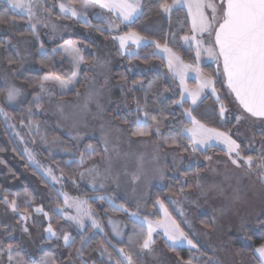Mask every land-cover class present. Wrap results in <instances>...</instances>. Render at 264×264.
<instances>
[{
    "label": "rangeland",
    "instance_id": "1",
    "mask_svg": "<svg viewBox=\"0 0 264 264\" xmlns=\"http://www.w3.org/2000/svg\"><path fill=\"white\" fill-rule=\"evenodd\" d=\"M2 1L8 4L7 0ZM62 2L71 3L77 9H80L83 0H30L32 12L36 20L39 21L37 33H32V37H23L15 42L13 49L19 61L17 70L5 69L4 63L0 58V86L4 88L5 105L14 109L26 100V89L17 80V75L25 70L33 71L39 69L36 62L37 52L43 54L46 52L47 47L50 46L67 59L63 53L62 46L79 49L80 54L87 61L80 65L77 74L78 87L83 82V87L79 89V95L71 98L65 97V95L61 99L59 95L61 90L58 87H51L50 91L42 93L45 105L41 110V114L45 118H51L55 121L57 127L70 139L73 145L79 146L84 141L92 139L97 140L102 149H104V138L105 134H107L108 153L105 154L103 159L89 164L82 171L85 172L87 168L96 167L102 173V176L93 180L85 172L83 178L80 175L79 182L93 191H109L125 199L135 207L134 211L127 210L125 212L132 219L137 220L148 228L147 221L155 222L162 219L164 215L158 204H156L155 208L149 207L151 189L154 186L164 187L170 174L181 177L182 171L187 167L206 164V172L199 174V182L203 186V191L196 188L193 192H183L178 198L170 199L179 221L166 204L165 207L172 218L188 233L189 237L194 242H198L201 250L207 252L213 260L218 261L219 264H238L231 247V238L236 236L248 242V238H246L247 230H258L257 217L264 216V186L259 183L254 174L251 179L243 178L241 183L237 185V179L243 174L242 170L236 169L231 165L227 156L211 153L209 156L212 159L208 161L203 159L198 152L189 159V154L182 155L176 149L162 150L151 138H134L130 136L125 127L120 125L114 116L110 114V110H113L114 115L124 116L130 114L134 108L131 100V91H129L130 86L125 80H115V70L124 68L125 73L130 75L159 73L165 79L176 80L181 93L179 77L173 78V74L168 70V62L165 58L167 54L159 49L155 48L153 52L158 53V59L153 58L149 61L130 60L128 53L135 52L138 56H142L141 49L144 46L137 48L135 44L129 41L126 49H120L119 42L113 40L112 36L123 35L125 33L123 26L127 24L120 23L118 28L109 30L108 19L109 17L115 19V17L111 16L106 10L100 8L90 10L94 13H99L101 18L97 19L95 15H90L88 19L91 24L85 26L82 21H78L75 18H64V14L59 9V4ZM140 4L142 11V0H140ZM9 6L11 7V5ZM13 10L27 18L20 10ZM185 10L187 11L186 8ZM44 25H47V27ZM53 25H55V29H53ZM28 26L31 29L29 22ZM97 29H100V31ZM66 42L72 43L69 45ZM182 43L184 48L189 50V45L184 40H182ZM41 44H43L42 51L40 50ZM150 44L152 43L148 45ZM191 51H193L192 55L195 58L194 44ZM184 63L189 64L185 61ZM207 63L215 64L214 61L208 58L207 53L202 52L199 67L201 68ZM190 65L192 64L190 63ZM129 69L131 70L129 71ZM185 84L189 89H194L197 86L195 72L189 71L186 74ZM121 85L124 86L123 91L121 90ZM9 86H15L21 90V95L16 101L11 103L6 100V89ZM90 94L100 101L106 109L105 112L98 114L94 103L89 104L88 108L85 109L84 105ZM208 95H212L211 90L205 89L201 94V100ZM231 102L233 112L236 115L241 114L242 110L239 109L232 96ZM199 103L200 101H198ZM61 107L63 108V113L59 111ZM0 108H3L4 112L7 113V116L0 114L5 126L12 129L9 113L1 103ZM244 115L247 116V114ZM253 119L250 117L242 119L237 124L232 137L238 143L242 142L248 146V141L255 134L254 130L261 127L258 122L253 123ZM117 129L120 131H117ZM77 133L81 134V139L72 138ZM20 141L23 143L22 139ZM256 145L255 139L254 145L250 149L255 151ZM214 148L224 150L223 145H217ZM70 153L69 150L64 149L59 141L54 142L48 148L49 155ZM177 154L183 157L184 163L174 164V156ZM25 155H27L29 163L51 182L64 200V203L65 197L68 198V203H65L64 207L59 210V213L66 221L82 231L88 225H92V219H95L99 224L91 208V219L85 218V227L83 229L67 219L68 216L76 215V209L72 206V202L84 199L74 197L63 190L60 180L54 175L53 169L43 156L39 159L30 148L26 149ZM105 169H108V171L105 172ZM161 175H163V179L160 178ZM104 176L108 178L104 179ZM101 182L104 184L103 188L100 187ZM93 183H95V189H93ZM212 185L219 187L211 188ZM237 187L241 189V198L233 200V190ZM38 192L40 194L39 189ZM2 199V196H0V264H12V261H15V257L13 255V260H8L7 244L17 241L19 249L33 257L43 240L49 239V233L46 231L49 226V218L48 215H44L46 212L42 206L37 207L41 208L42 211L37 212L36 208L34 215L18 211L13 212L10 204L2 203ZM106 200L108 202L111 201L109 203L112 206L124 211L125 208L114 204L110 197H106ZM172 201H176V203ZM181 212H183V215H181ZM132 213L136 215L133 216ZM156 213L160 215L159 218L152 217ZM201 214L209 215L212 218V224L213 220H215V224L211 229L200 226L197 217ZM21 216L26 217V219H21ZM242 223L246 224L245 230H241L240 225ZM109 227L115 239L122 240L124 238L126 227L121 219H110ZM25 228H27V231L24 230ZM93 229L101 231V227ZM69 236L71 241V234ZM54 238L52 237L51 239ZM153 240L155 241L153 251H142L144 264H182V261L165 247L164 243L168 244L169 242L166 241L162 231L158 229L154 232ZM12 245L14 254L17 243ZM177 247L188 248L186 243L177 245Z\"/></svg>",
    "mask_w": 264,
    "mask_h": 264
},
{
    "label": "trees",
    "instance_id": "2",
    "mask_svg": "<svg viewBox=\"0 0 264 264\" xmlns=\"http://www.w3.org/2000/svg\"><path fill=\"white\" fill-rule=\"evenodd\" d=\"M172 0H167L171 3ZM165 0H142V15H140L130 26L124 25L125 32L135 31L147 37L150 41L159 42L162 46H167L174 53L179 55L186 63L195 64V58L192 55L193 51L184 48L182 40L186 35H190V19L187 17V11L173 10L169 16L161 11V6ZM0 18L4 19V23H0V58L4 63L5 69L17 70L18 58L13 49L15 42L23 37H32V31L28 26V20L25 16L16 13L6 2L0 0ZM11 41V44L8 41ZM155 45L150 44L141 49L142 56L140 60L149 61L157 56L153 55ZM63 57V58H62ZM131 58L130 60H136ZM13 63H9V61ZM36 62L38 70H25L17 75V80L25 87L27 92L26 100L17 108H8L4 101V88L0 86V103L5 107L11 117L10 129L5 126L0 116V196L2 203L8 205L15 200L17 211L34 215L35 209L42 206L48 215V223L56 231L60 239L43 240L36 254L30 257L26 252L19 249L17 241L11 242L16 245V251L13 254L16 264L17 260L24 261V264H128L127 259L120 253L123 248L126 253L130 254L133 259V264H144L142 259V251L139 248V243L143 236L147 234V227L135 219H132L127 212L112 206L106 197H110L113 203L126 208L128 211H134L135 207L122 197L109 191H93L87 186L79 182L80 173L89 164L103 159L105 153L97 140H86L79 146L73 145L70 139L64 135L57 127L55 121L51 118H45L41 114V110L45 105V100L39 91V81L44 75L53 73L64 79L71 78L73 68L68 60L53 48L48 46L43 54L37 52ZM205 74H210L215 78L216 95H208L194 107L193 115L209 128H216L220 131L228 132L230 135L235 133L237 123L235 121L236 113L233 112L231 94L224 83L222 76L216 74V65L207 63L201 67ZM126 77V79H122ZM115 80H125L130 88H135L131 91V100L134 108L128 115H114V111L110 110V114L115 120L125 127L128 134L135 127V120L138 113L136 112L137 105L144 108L147 104V111L151 115H156L158 118L167 117L161 127V133L164 136L175 135L182 131L180 122L187 121L184 113V108H188L190 102L184 103V108L179 105H173L172 100H180V90L178 83L174 79H165L159 73L153 72L148 75H130L126 74L124 68L115 70ZM134 81H142L143 87L140 84H133ZM152 84L149 89L148 85ZM83 87V82L79 85V89ZM165 89H168L165 91ZM40 94V106H35L34 97ZM75 94L70 93L65 97H74ZM219 96L223 101L228 111L225 113L227 119H221L219 116V103L216 97ZM233 97V96H232ZM234 99V98H233ZM235 100V99H234ZM238 105V104H237ZM171 113V115H170ZM142 117V113H139ZM125 120L127 123H125ZM187 126H191L188 124ZM256 135V150H251L246 144L240 142L242 154L253 155L258 157L261 147L260 128L254 130ZM133 137V136H132ZM138 138V137H134ZM151 138L162 150L176 149L182 155H188V152H181L175 147H167L163 140H157L155 135ZM23 140V143L20 141ZM179 143L183 146L188 145L187 139L177 136ZM60 142L64 149L69 150L70 154H48V148L54 142ZM96 149L97 154L91 159L85 157V163L80 165V154L84 152L88 144ZM27 148L32 149L34 154L39 159L42 156L45 161L53 169L54 175L60 180L63 190L72 196L80 197L88 201V205L92 209L94 216L98 220L103 231H95L91 226H87L83 231L77 229L73 224L65 220L59 213L65 205L64 200L59 195L51 182L38 172L28 161L25 151ZM211 153L215 155L224 154V150L220 148H212L207 151V155ZM204 159V157L201 155ZM258 162V161H254ZM204 173L207 170L206 164L199 166L187 167L182 172H187V176L181 175L176 177L170 174L164 187L154 186L149 195V207L155 208L157 198L164 201L174 217L175 214L170 199L178 198L177 193L183 185H195L197 183L196 173ZM36 185V186H35ZM40 191V194L38 192ZM196 188L192 187L189 190L185 187L184 192H193ZM103 196L104 199H100ZM152 217L159 218L156 213ZM264 217V216H263ZM110 219H121L126 227L125 236L122 240H117L111 233L109 227ZM200 226L203 224H212V218L209 215H199L197 217ZM179 221V219H178ZM203 222V223H202ZM206 228V227H204ZM209 229V228H206ZM71 234V247L64 244L62 235ZM87 237L85 245H81V237ZM250 236L248 242L242 238L233 236L231 238V247L235 253L238 264H258V256H254L255 248L264 244V233L260 228L257 231L248 229L247 237ZM108 249V253L101 256L100 245ZM165 247L175 254L181 261L193 259V264H203L207 261L208 256L200 257L196 250H189L184 247H177L175 250H170L166 243ZM77 249H82L83 255L78 256ZM203 251V250H201ZM205 252V251H204ZM195 254V255H194Z\"/></svg>",
    "mask_w": 264,
    "mask_h": 264
},
{
    "label": "snow or ice",
    "instance_id": "3",
    "mask_svg": "<svg viewBox=\"0 0 264 264\" xmlns=\"http://www.w3.org/2000/svg\"><path fill=\"white\" fill-rule=\"evenodd\" d=\"M7 2L11 5L12 9H18L22 14L27 16L32 33H37V24L39 21L36 20L32 12L30 0H7ZM95 8L106 10L111 16L115 17V19L111 17L108 19L109 30L118 28L120 23H126L130 26L142 15L140 0H83L80 9H77L71 3L62 2L59 4L60 12L64 14V18H75L78 21H82L85 26L91 24V21L88 19L90 15H95L97 19L101 18L99 13L90 11ZM185 8L187 9V17L190 18L191 21V34L184 36L183 40L189 45V50H191L193 44L195 45V65L185 64L181 57L174 53L167 44L162 47L159 42H150L147 37L138 32L128 31L123 35L112 36L113 40L119 42V47L122 50L126 49L128 47V42L131 41L137 48L152 43L155 45L156 49L166 53L167 55L165 58L168 62V70L173 74V78L179 77L180 87L182 89L180 100H172L171 103L184 108L185 102L189 100L191 102L188 108H184L183 114L187 117V121L180 122L182 131L175 135L170 134L168 136H164L161 133V127L167 117L158 118L156 115H151L147 111V104H145L144 108H141L138 104L136 109L138 115L134 122L135 127L131 131V135L138 138H146L155 135L157 140H163V143L167 147H175L180 149L181 152H188L189 159H191L193 154L199 152L205 160L210 161L212 157L207 155V151L217 145H223L225 150L224 154L227 156L228 162L236 169L242 170L243 174L237 179V185L241 183L243 178L251 179L254 174L259 183L264 186V0H172L170 4L165 0V3L161 6V11L165 15H168L173 9L183 10ZM4 22L5 20L0 18V23ZM44 26L47 27V25ZM53 29H55V25H53ZM97 30L100 31V29ZM8 43L11 44V41L9 40ZM66 43L70 45L72 42ZM13 47H15V45H13ZM62 49L68 62L74 69L71 73V78L65 80L60 76L49 73L44 75L39 81L40 93L50 91L51 87H58L61 90L59 94L61 99L69 93L77 96L79 95L77 74L80 65L87 62L84 56L80 54L79 49L69 46H62ZM40 50H43V44L40 45ZM53 51L56 50L54 49ZM202 52L207 53L208 58L215 62L216 74L223 77L224 83L230 94L234 96L235 102L238 104L239 109L242 110L241 114L235 116L236 123L238 124L242 119L250 117L254 118L252 121L253 123L258 122L260 124L262 150L258 157L242 154L241 144L238 143L236 139H233L232 135L228 132L205 126L193 115L195 110L193 106H196L198 101H201V94L204 90L210 89L214 96L217 91L215 87V78L210 74H205L199 67V60ZM153 55L159 58L158 53H153ZM128 56L130 59L140 58L135 52H129ZM9 63H13V61L10 60ZM130 70L131 69H129V71ZM189 71L196 73L197 86L194 89H189L185 84V77ZM122 79H126V77H122ZM133 84H140V86L143 87L142 81H134ZM152 86V84H149L148 88L151 89ZM123 88L124 86L121 85L122 91ZM134 90V87L129 88V91ZM167 90L168 89H165V91ZM20 95L21 90L19 88L15 86L7 87L6 100L9 103L16 101ZM34 101L35 106L39 107L41 101L39 93L34 97ZM216 101L220 105V118L227 119L225 113L228 109L219 96L216 97ZM93 103L96 106L98 114L106 111L100 101L92 94L89 95L85 102V109L88 108L89 104ZM59 111L63 113V108H59ZM139 113H142V117ZM0 114L7 116L3 108H0ZM244 114H247V116ZM125 123H127L126 120ZM188 124L191 126H187ZM117 131L120 130L117 129ZM177 136L187 139L188 145H181ZM106 137L107 134H105L104 138L105 147L103 152L105 154L109 151ZM72 138L81 139L82 137L80 133H77ZM255 139L256 135L253 134V137L248 141L249 148L253 147ZM96 154V149L89 143L86 150L80 154V165L85 163V157L91 159ZM254 161L258 162L254 163ZM182 163H184L183 157L178 154L175 155L174 164ZM107 171L108 169H105V172ZM199 171L198 169L196 173L197 183L194 186L183 185L179 188L177 193L173 194H182L185 191V187L189 190L195 187L203 191V186L199 182ZM85 172L92 177L93 180L102 176V173L99 172L96 167L87 168ZM85 172L80 173L81 178L84 177ZM181 175L187 176V172H182ZM103 178L107 179L108 177L104 176ZM160 178L163 179V175H161ZM95 187V183H93V189H95ZM100 187H104L103 182L100 183ZM218 187L217 185L211 186V188ZM240 198L241 189L237 187L233 190L232 199L239 200ZM100 199H104V197L101 196ZM172 202L176 203V201ZM65 203H68L67 197H65ZM156 204L159 205L164 215L162 219L155 222L147 221V234L143 236L141 242H138L141 251H153V245L155 243L153 240V233L159 229L162 231L166 241L169 242L167 246L170 250H175L177 245L186 243L190 251L195 249V254H198V256H206L207 253L201 251L199 243L194 242L181 225L172 218L168 209L165 207L164 201L157 198ZM72 206L76 209V215L68 216L67 219L73 221L83 229L85 227V218L91 219L92 216L88 201L75 200L72 202ZM10 207L13 212L17 211L15 200L11 201ZM36 211L41 212L42 209L37 208ZM124 211H127V209L125 208ZM44 215L47 216V213H44ZM132 215L135 216L136 214L132 213ZM181 215H183V212H181ZM21 219H26V217L21 216ZM214 224L215 220H213V224L204 223L203 226L211 229ZM91 226L93 228H100V225L95 219H92ZM189 226L191 225L189 224ZM240 227L241 230H245L246 224L242 223ZM257 227L264 233V217H257ZM24 230L27 231V228ZM100 230L103 231L102 228ZM46 231L49 233V239L52 237H56V239L61 238L57 235L56 231L53 230L51 224H49ZM246 238L251 239L250 236ZM62 239L66 246L71 247L69 234H63ZM86 242L87 237L82 236L81 245H85ZM12 249L13 245L11 243L7 244V256L9 261H12L14 258ZM100 249H102L101 256L108 253V249L104 247L103 244L100 245ZM119 251L125 256L128 264H133V259L130 254L126 253L123 248ZM76 253L78 256L83 255L82 249H77ZM108 254L110 255V253ZM254 256L259 257L258 264H264V244L255 248ZM16 264H24V261L17 260ZM45 264H47V262H45ZM182 264H193V259L190 258L187 261H182ZM197 264H199V261H197ZM203 264H219V262L213 260L211 256H208L207 261H204Z\"/></svg>",
    "mask_w": 264,
    "mask_h": 264
},
{
    "label": "water",
    "instance_id": "4",
    "mask_svg": "<svg viewBox=\"0 0 264 264\" xmlns=\"http://www.w3.org/2000/svg\"><path fill=\"white\" fill-rule=\"evenodd\" d=\"M226 85V84H225ZM227 87V86H226ZM233 96V95H232ZM233 98H234V96H233ZM235 99V98H234Z\"/></svg>",
    "mask_w": 264,
    "mask_h": 264
}]
</instances>
